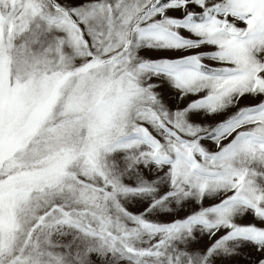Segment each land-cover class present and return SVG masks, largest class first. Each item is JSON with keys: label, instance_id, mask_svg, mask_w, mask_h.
Returning <instances> with one entry per match:
<instances>
[{"label": "snow or ice", "instance_id": "snow-or-ice-1", "mask_svg": "<svg viewBox=\"0 0 264 264\" xmlns=\"http://www.w3.org/2000/svg\"><path fill=\"white\" fill-rule=\"evenodd\" d=\"M0 264H264V0H0Z\"/></svg>", "mask_w": 264, "mask_h": 264}]
</instances>
